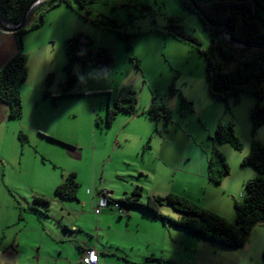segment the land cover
I'll return each instance as SVG.
<instances>
[{"label":"rangeland","instance_id":"1","mask_svg":"<svg viewBox=\"0 0 264 264\" xmlns=\"http://www.w3.org/2000/svg\"><path fill=\"white\" fill-rule=\"evenodd\" d=\"M97 6L101 7L104 16L89 15L86 19L74 10L75 14L71 12L52 17L51 20L48 19L45 26L39 28L42 29L39 39L43 42V46L35 43L38 36L31 43L34 51L30 55L28 64V81L23 86L30 90L28 93L25 91L23 117L21 120H13L9 118L8 114L5 117L3 115L0 117V208L4 204V210H7V202H14L15 199L17 202L22 201L26 204L22 197L32 196L31 192L34 190V186H41L42 180L53 183L55 177L57 178L63 173L66 174L67 170L71 168L70 166L74 165L67 150L50 141V138L54 137L53 134L62 138L68 136L70 140L80 143L86 150L91 149L96 140L98 145L108 144V148L96 156L87 150L89 165L84 167L85 169L78 176L81 184L79 198L84 196L91 199L93 196L87 194V190L93 191L95 196L98 195L97 190L101 191L99 188L104 182V171L105 178L110 182L113 180L111 184L118 190L119 188L123 190L125 184H131L133 181L131 177L111 179V173L113 174L114 171L112 165L106 161L108 160L106 156H108L109 150L114 149L113 136L122 129H127L128 135L135 136L134 144H138V139L147 138V126L157 122L159 126H162V120H149L146 115H142L140 118L132 117L139 113L142 114V111L149 107L153 94H157L162 101L170 106L173 95L171 86L174 83L178 90L186 89L188 84L197 86L201 81V84L205 85V60L194 43L181 42L172 36L160 33V30L168 25L169 18L175 17L186 32L201 42L202 49H208L210 36L196 14L184 10L176 0H123V5L117 7H104L101 4ZM95 19L106 23L111 19L116 20L120 25L119 29L123 33L131 35L132 50H127L125 42L118 39L115 33L94 24L93 20ZM78 21L79 28L84 30L83 33L94 39L93 54L98 48H108L114 56V66L109 71L99 72L90 62L76 63L73 73L78 82L71 90L72 96L64 98L62 97L61 84L65 81L64 66L67 63V56L64 46L55 42V37L62 25H73V28H76ZM27 35L29 34L27 33L23 37L24 44ZM30 35H34L33 32ZM51 35H53V39L48 41V36ZM235 49L241 57L254 50L251 48H246L245 51L242 50L243 48ZM132 56L134 60L131 59ZM136 61L139 62V68L135 64ZM46 71H48L47 74H45ZM49 74L54 76L48 91L51 96L55 97V103L51 97H43L46 89L45 79ZM262 86L264 88V83ZM42 87L43 89H41ZM108 87H113L114 90H120L122 87H131L137 90L140 98V111L135 115H120L114 122V126L107 130L104 124H102V128L96 125L94 112L105 118L110 95L104 94L102 90ZM32 90L36 93L40 92L41 99L34 100L31 94ZM117 92L114 93V96ZM177 96L179 97L178 93ZM242 97H247L245 101L253 99L258 101L257 98H252L253 96L243 95ZM260 103L263 106L264 99ZM111 104L113 105V102ZM230 105L231 115L228 113V118L234 117L232 114L233 101L230 102ZM239 109L240 106L237 108L238 119L235 122V131L243 149L239 151L231 144H224L226 146L223 147L230 149L229 152L225 150L224 154L222 147L216 144L230 164L229 181H233V183L239 159H243L249 151V146L245 144V140L250 138L249 122L247 124L246 121L245 124L243 117L241 119ZM176 112L175 109L174 118L179 117ZM250 127L252 130L251 123ZM20 131L28 136L29 145L21 146L18 138ZM105 141L108 143L105 144ZM23 150L24 154L22 155L21 151ZM37 152L39 153L36 154ZM93 155L96 159V166L90 165V158ZM41 157L45 158L47 162L43 163ZM117 160L118 158L115 156L114 161L117 162ZM217 161L216 159V163ZM218 163L215 165V169L221 168ZM93 173L94 180L92 181ZM134 176L136 179H143L138 178L139 174H134ZM224 189L225 186L222 187V190ZM121 190L120 193L114 194L116 199L122 197L123 191ZM242 192H244V187ZM65 203L70 205L73 210L80 208L77 202ZM211 204L220 206L223 204V198L219 196L217 200H212ZM56 205H53L52 209L54 212L57 208L55 215L61 222L56 221L59 226L65 221L70 222L78 217L76 214L70 216L62 213L63 205H57V207ZM95 209L91 208L88 213L84 231L92 234L93 241L97 235H100L105 242H112L108 248L100 249L104 250L107 256L114 254L108 260L109 264H125L127 260L130 262L128 264H264V223L253 228L248 242L243 248L226 249L216 244L200 241L195 236L174 228L170 224L164 226L162 222L153 221L138 211H135V215L130 219L120 218L119 215L123 213L116 212V214L113 211H108L116 219H103L101 228H99ZM161 211L163 215L172 219L180 218V215L169 206H164ZM6 215L9 216L8 213ZM76 234L81 236V233L76 232ZM30 253L24 255L26 261L33 260ZM148 259L150 260L148 261Z\"/></svg>","mask_w":264,"mask_h":264},{"label":"trees","instance_id":"2","mask_svg":"<svg viewBox=\"0 0 264 264\" xmlns=\"http://www.w3.org/2000/svg\"><path fill=\"white\" fill-rule=\"evenodd\" d=\"M35 0H0V15L8 22L19 24L27 8ZM97 0H47L35 7L28 20V25L15 34L17 53L0 69V103L9 108L11 119H21L23 115L22 86L29 76V55L25 51L23 37L46 22L47 14L61 5L69 6L78 11L82 17L88 19L90 6ZM184 9L196 14L210 36L208 49H202L201 42L192 34L186 32L179 20L170 17L168 25L160 30L163 35L175 39L194 43L204 57L206 69L205 79L209 94L215 100L226 105V114L231 115L230 102L239 104L242 96L257 98V104L250 110L252 124V144L248 153L242 159V166L255 170L256 176L244 184L243 198L234 202V218L229 219L213 210L205 208L194 201L178 194L165 196H148L146 202H141V190L133 191L120 200H113L123 209H134L143 212L152 219L170 224L174 228L184 230L198 240L216 244L226 249L243 248L248 242L253 228L264 223V143L255 140L256 133L264 125V49L253 50L250 54L241 57L237 50L223 39V32L227 28L233 38L248 43L264 44V0H176ZM38 17V18H37ZM93 23L112 31L117 38L125 42L127 50H132L131 35L123 33L116 20L108 23L93 20ZM227 26V27H226ZM67 63L64 66L65 81L61 84L62 97L72 96L71 90L78 82L73 73V67L80 61L90 62L99 72L109 71L114 66V56L108 48H98L93 54L94 39L83 32L66 39L63 43ZM242 50H246L243 48ZM134 60V57H131ZM139 68V62H135ZM53 74L47 75L44 98L51 97L48 88L53 82ZM171 93L179 95L181 116L193 110L189 102L175 86H171ZM111 101L106 107L105 118L98 114L95 118L98 127L109 128L119 114L135 115L140 111L139 92L131 87H122L114 96L111 92ZM113 102V105L111 104ZM150 120H162V133L169 131L173 124V112L167 107L157 94L152 95L149 107L142 111ZM159 131V133H161ZM22 143L27 142V136L20 132ZM217 145L231 144L241 151L240 142L235 131V120L220 121L212 138ZM150 146V142L146 147ZM216 159L221 168L215 169ZM215 160V161H214ZM231 168L226 157L215 145L212 150V159L209 162V180L215 185H221L223 178L229 175ZM80 183L76 173L68 174L56 187L55 195L64 200L78 199ZM34 205L49 207L51 202L45 197L35 196ZM164 206L174 209L180 218L172 219L161 213ZM264 258V253H263Z\"/></svg>","mask_w":264,"mask_h":264},{"label":"crops","instance_id":"3","mask_svg":"<svg viewBox=\"0 0 264 264\" xmlns=\"http://www.w3.org/2000/svg\"><path fill=\"white\" fill-rule=\"evenodd\" d=\"M99 4L104 7H117L123 5V0H97L89 7L91 16H104L103 10L100 9L101 7L97 6ZM75 11L73 8L66 5L58 6L47 14L46 22L48 19L51 20L52 17H57L58 15L71 12L75 14ZM76 26L78 27L73 28V25H62V28L59 29L58 34H56L55 42H59L63 45L66 39L72 37L76 33L84 32L83 29L79 28V21L76 22ZM39 31H32L34 35H30L32 32L28 33L27 39L24 40L25 51L29 54V58L32 51H34L31 43L37 36L38 38L35 43H39V45L43 46V42L39 39L42 29H39ZM50 39H53V35L48 36V41ZM17 50L18 47L15 34L4 33L0 30V69L17 53ZM47 73L48 71L45 72V74ZM27 81L28 79L26 82ZM201 82L197 86L188 84L186 89H180L184 97L192 103L193 107V110L188 112L186 116L183 117L179 113L180 99L177 95H172L170 106L166 104L173 112V124L169 127V131L164 133L161 132L163 122L162 126H159L158 122L153 124L150 121L153 125L147 126V138L138 139V144H134L135 136L128 135L127 129H122L113 136L114 149L112 151L109 150L107 153L108 156H106L108 159L106 161L112 165L114 171L113 174L111 173V179L114 177L118 179L131 177L133 181L131 184H125L123 190L120 188L118 190L116 186H113L111 184L113 180L110 179L111 182L108 181L105 178L104 171V182H102V186L99 188L101 191L99 192V190H97V196L94 195L93 191L87 190V194L93 196L91 199L84 196L81 198L78 196L76 200H64L57 197L54 188H56L70 173H76L78 178L81 171L85 169L84 167L89 165V159L86 153L87 150H90L91 153L96 156V154L108 148V142L106 143L105 141L107 145H98L96 140L91 149L86 150L80 143L70 140L68 136L62 138L57 134H53L55 138H50V141L65 148L70 159L73 160L72 162L74 165L70 166L71 168L67 170L66 174L63 173L59 175V177H55L53 183L42 180V182H40L41 186H34V190L31 192L32 196L25 195L22 197L26 204L22 201L17 202L13 197L16 201L7 202V210H4V204L3 207L0 208V264H81L82 255L90 248H95L98 251V264H109L108 260L113 257L114 254L112 253L107 256V253L100 249H104L105 247L108 248L112 245V242H105L100 235H97L95 241H93V239H91L92 234L88 231H86L87 233L84 231V224L87 221L88 213L91 208L95 209V207H97L98 199L103 191L110 192L113 200H120L138 189L139 191L141 190L142 193L140 198L141 202H144L148 196L178 194L229 219H233L234 202L242 200L243 185L246 181L255 178L256 172L254 169H249L251 167L242 166V159H239L234 183L233 181H229L230 174L223 178L224 182L222 181L219 186L209 180V162L212 159L213 147L216 145L212 139V135L220 121L227 122L230 118L227 117L228 114H226L225 103L213 99L209 94L206 86V79L205 85H202ZM23 86L22 100L25 101V91L28 93L30 89H25ZM41 89H43V87ZM102 91L104 94H108L109 92L114 94L118 90H114L113 87H108ZM31 94L34 100L41 99L40 92L36 93V91L32 90ZM246 98L247 97H242L241 101H244H242L240 105L234 104L232 114L236 122L238 119L237 108L240 106L238 112H240L241 119L243 117L245 124L246 121L247 124L249 122L250 138L249 140H245V144L250 148L253 137L249 114L250 110L257 104V101L256 99L245 101ZM175 109L179 116L178 118H174ZM246 111L248 112L247 115ZM94 113L96 117L97 113ZM7 114L9 115V108L0 103V117L1 115L5 117ZM120 115L122 114H119L118 117ZM141 116L142 114L139 113V115L132 117L140 118ZM114 124L115 123L107 128V130L111 129ZM159 131L161 133H159ZM20 132L24 134L23 131ZM244 134L246 135L245 130ZM49 135L52 136V134ZM255 140L264 143V126L258 129ZM19 142L22 147L30 144L28 136L27 142L22 143L20 138ZM148 142H150V146L146 147ZM219 146L222 147L223 153L225 150L228 152L230 150L227 147H223L226 146L224 144ZM38 153L39 152L36 154ZM21 154H24V150L21 151ZM94 155L90 158V165L96 166ZM115 156L118 158L117 162L114 161ZM41 161L43 163L47 162L45 158L42 157ZM77 162L78 164H76ZM134 174H139L138 178L143 179H136ZM91 180H94V173L92 174ZM87 184L88 182L86 185ZM223 186H225L224 190H222ZM120 190L123 191V195L121 198L116 199L114 194L120 193ZM35 196L47 198L51 202L50 206L44 207L34 205L33 198ZM219 196L223 198V204L220 206L211 204V201L217 200ZM72 201L77 202L80 208L73 210L70 205H66L65 203ZM55 204L60 206L63 205V209L61 210L62 213L69 214L70 216L76 214L78 217L70 222L65 221L63 222L64 224L62 223L59 226L56 221L60 222V220L58 216L55 215L57 208H55L54 212L52 209V206ZM108 211L113 210H106L100 215L96 214L98 216L97 226L99 228H101L104 221L103 219H116V217L109 214ZM135 211L142 213L153 221H157L143 212L134 209L125 210L119 217H127L130 219L135 215ZM113 212L116 213V211ZM6 213H8L9 216H7ZM163 225L167 226L168 224ZM76 232L81 233V236H78ZM28 252H31L30 257H32V261L25 260L24 255ZM149 260L150 259H148V261ZM128 263H130L128 260L125 261V264Z\"/></svg>","mask_w":264,"mask_h":264},{"label":"water","instance_id":"4","mask_svg":"<svg viewBox=\"0 0 264 264\" xmlns=\"http://www.w3.org/2000/svg\"><path fill=\"white\" fill-rule=\"evenodd\" d=\"M47 0H35L26 10L25 15L22 19V21L19 24H13L11 22L6 21L5 19H3V17H1L0 15V30L4 33H16L17 31L24 29L27 25H28V20H29V16L32 12V10L38 6L39 4L45 2ZM227 27V26H226ZM223 39L229 43L232 47L234 48H251L254 50L257 49H264V44H257V43H248V42H242L239 41L235 38H233V36H231L228 33L227 28H225L224 32H223Z\"/></svg>","mask_w":264,"mask_h":264},{"label":"built area","instance_id":"5","mask_svg":"<svg viewBox=\"0 0 264 264\" xmlns=\"http://www.w3.org/2000/svg\"><path fill=\"white\" fill-rule=\"evenodd\" d=\"M113 209L123 213L122 207L118 203H111L104 192V195L99 199L98 206L95 209L97 215L101 214L104 210ZM99 254L96 249H88L81 258V264H98Z\"/></svg>","mask_w":264,"mask_h":264},{"label":"clouds","instance_id":"6","mask_svg":"<svg viewBox=\"0 0 264 264\" xmlns=\"http://www.w3.org/2000/svg\"><path fill=\"white\" fill-rule=\"evenodd\" d=\"M40 5V4H39ZM37 7V6H36ZM110 102V101H109ZM90 192V191H89ZM104 192H106V195L108 196V199H109V201L112 203V201H111V194H110V192H107V191H103L101 194H100V197H99V199L104 195ZM98 202H99V200H98ZM98 206V205H97ZM122 207V206H121ZM97 208V207H96ZM123 209V208H122ZM107 210H113V209H111V208H109V209H107ZM125 210H127V209H123V212L125 211ZM113 211H115V210H113ZM116 212H118V211H116ZM100 215V214H99ZM90 249H95V248H90ZM88 250V249H87ZM86 250V251H87ZM85 251V252H86ZM84 252V253H85ZM98 252V251H97ZM99 254V253H98ZM84 255V254H83ZM83 255H82V257H83ZM99 262V261H98Z\"/></svg>","mask_w":264,"mask_h":264}]
</instances>
